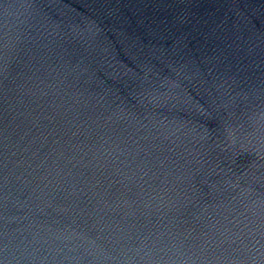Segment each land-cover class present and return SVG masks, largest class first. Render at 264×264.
Listing matches in <instances>:
<instances>
[{"label":"water","instance_id":"1","mask_svg":"<svg viewBox=\"0 0 264 264\" xmlns=\"http://www.w3.org/2000/svg\"><path fill=\"white\" fill-rule=\"evenodd\" d=\"M0 264H264V0H0Z\"/></svg>","mask_w":264,"mask_h":264}]
</instances>
